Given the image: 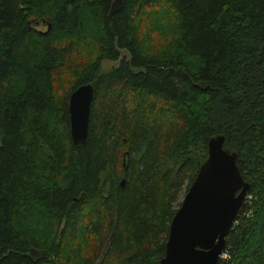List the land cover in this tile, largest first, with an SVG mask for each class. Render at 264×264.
Instances as JSON below:
<instances>
[{"label":"trees","instance_id":"trees-1","mask_svg":"<svg viewBox=\"0 0 264 264\" xmlns=\"http://www.w3.org/2000/svg\"><path fill=\"white\" fill-rule=\"evenodd\" d=\"M112 1L0 0V264H157L215 135L249 185L217 264H264V0Z\"/></svg>","mask_w":264,"mask_h":264},{"label":"water","instance_id":"water-1","mask_svg":"<svg viewBox=\"0 0 264 264\" xmlns=\"http://www.w3.org/2000/svg\"><path fill=\"white\" fill-rule=\"evenodd\" d=\"M120 8L121 0H113L107 19L110 21ZM92 95V86L82 84L68 96L69 139L73 145L85 143ZM223 144V135L206 141V157L171 217L163 255L157 264L218 263L225 238L243 210L249 189L235 164V152Z\"/></svg>","mask_w":264,"mask_h":264},{"label":"rangeland","instance_id":"rangeland-1","mask_svg":"<svg viewBox=\"0 0 264 264\" xmlns=\"http://www.w3.org/2000/svg\"><path fill=\"white\" fill-rule=\"evenodd\" d=\"M166 27H167V25H166ZM40 28H42V27H40ZM157 40H158L157 37L152 33L151 34V41L155 42ZM120 56H126V53L121 51L120 52ZM116 65H117V62H102L101 63V68L102 69H108V68L114 67Z\"/></svg>","mask_w":264,"mask_h":264},{"label":"built area","instance_id":"built-area-1","mask_svg":"<svg viewBox=\"0 0 264 264\" xmlns=\"http://www.w3.org/2000/svg\"><path fill=\"white\" fill-rule=\"evenodd\" d=\"M246 200H249V197L248 196H245V202ZM245 202H244V205H245ZM241 214V213H240ZM236 221L233 223V225H236ZM226 259L228 260L229 259V255L226 253V252H223L220 256H219V260L220 261H226Z\"/></svg>","mask_w":264,"mask_h":264}]
</instances>
